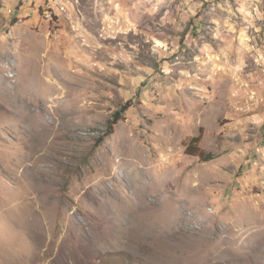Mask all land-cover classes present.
Instances as JSON below:
<instances>
[{"label": "rangeland", "instance_id": "rangeland-1", "mask_svg": "<svg viewBox=\"0 0 264 264\" xmlns=\"http://www.w3.org/2000/svg\"><path fill=\"white\" fill-rule=\"evenodd\" d=\"M0 264H264V0H0Z\"/></svg>", "mask_w": 264, "mask_h": 264}, {"label": "trees", "instance_id": "trees-1", "mask_svg": "<svg viewBox=\"0 0 264 264\" xmlns=\"http://www.w3.org/2000/svg\"><path fill=\"white\" fill-rule=\"evenodd\" d=\"M128 110V104H126L122 109L117 111L114 115L113 120L109 124V130L106 133L107 134H112L113 133V128L114 126L122 119L123 113ZM102 139V138H101ZM103 140V139H102ZM201 140L200 136L194 137L191 142L187 145L186 152L191 155H197L199 156L202 160H211L213 159L211 155L206 156L205 152L200 149L199 147V142Z\"/></svg>", "mask_w": 264, "mask_h": 264}]
</instances>
